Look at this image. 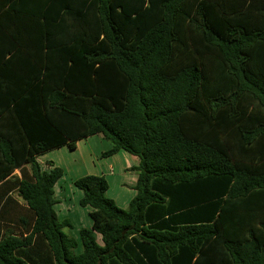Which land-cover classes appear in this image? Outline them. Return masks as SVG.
<instances>
[{
  "label": "trees",
  "instance_id": "16d2710c",
  "mask_svg": "<svg viewBox=\"0 0 264 264\" xmlns=\"http://www.w3.org/2000/svg\"><path fill=\"white\" fill-rule=\"evenodd\" d=\"M39 5L22 15L36 58L0 21V220L18 186L29 234L2 238L0 264H264V0ZM95 135L139 158L137 195L124 210L104 177L78 179L77 253L54 209L63 170L36 157Z\"/></svg>",
  "mask_w": 264,
  "mask_h": 264
},
{
  "label": "crops",
  "instance_id": "0c3cea01",
  "mask_svg": "<svg viewBox=\"0 0 264 264\" xmlns=\"http://www.w3.org/2000/svg\"><path fill=\"white\" fill-rule=\"evenodd\" d=\"M46 0H22L17 4V0H13L10 4L13 7L4 5L6 0H0V21L16 34L17 42L21 49L29 57H35L30 54L31 49L37 44L35 39L27 32L29 40H25V17L23 14L28 13L31 9L37 13L36 7ZM8 2V1H7ZM16 3V8L14 7ZM40 6V5H39ZM30 11V12H32ZM16 12V13H15ZM22 34V35H21ZM24 34V35H23ZM18 75L23 74L26 59L21 56L17 60ZM8 128L12 130L10 124L4 125V132L0 131V139H8L13 137V130L8 132ZM113 149L111 142L106 140L102 135H95L78 141L76 149L71 150L68 146L47 151L36 157V162L40 167L41 173L50 172L55 168L63 170V176L55 184L53 190V198L55 200L54 209L60 222L67 221L71 227H66L64 232L72 239L80 243V230L92 228V220L90 207H82L80 201L84 194L75 186V182L85 176H101L104 177L109 184L107 196L115 201V203L124 210L129 209L131 201L136 197V186L138 183V173L134 171L140 163L139 158L130 155L121 150L114 155L105 157L104 155ZM22 168V169H21ZM21 168L16 169L9 175L5 182L15 183L23 178L30 179L32 177V167L30 164H24ZM12 185V184H11ZM5 198H11L13 201L8 202L4 212L5 220H0V241L7 234L15 237H28L27 231L21 226L20 218L25 217V211L19 209V206L27 207L25 202L19 195L18 186H13ZM5 200L0 203L2 206ZM17 203V204H15ZM2 218V217H1ZM97 242L102 243L101 236L96 235ZM81 252V245L77 253Z\"/></svg>",
  "mask_w": 264,
  "mask_h": 264
},
{
  "label": "rangeland",
  "instance_id": "374dc122",
  "mask_svg": "<svg viewBox=\"0 0 264 264\" xmlns=\"http://www.w3.org/2000/svg\"><path fill=\"white\" fill-rule=\"evenodd\" d=\"M80 244V243H79Z\"/></svg>",
  "mask_w": 264,
  "mask_h": 264
}]
</instances>
